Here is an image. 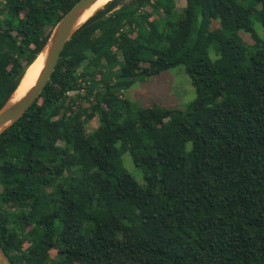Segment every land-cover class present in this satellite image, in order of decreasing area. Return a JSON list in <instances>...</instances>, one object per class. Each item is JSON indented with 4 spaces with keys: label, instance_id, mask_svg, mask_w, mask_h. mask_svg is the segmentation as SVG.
<instances>
[{
    "label": "trees",
    "instance_id": "1",
    "mask_svg": "<svg viewBox=\"0 0 264 264\" xmlns=\"http://www.w3.org/2000/svg\"><path fill=\"white\" fill-rule=\"evenodd\" d=\"M77 1L0 0V108ZM180 1H108L0 131L13 264H264V0ZM180 64L185 109L125 97Z\"/></svg>",
    "mask_w": 264,
    "mask_h": 264
},
{
    "label": "rangeland",
    "instance_id": "2",
    "mask_svg": "<svg viewBox=\"0 0 264 264\" xmlns=\"http://www.w3.org/2000/svg\"><path fill=\"white\" fill-rule=\"evenodd\" d=\"M108 1L110 0L100 3L96 11L102 8ZM177 1L180 9L183 8L181 1ZM254 28L259 35L264 37V27L259 22H255ZM240 34L241 37H243V43L253 42L251 33L240 31ZM55 88L58 89V86L56 85ZM124 95L127 99L140 106H150L154 103H159L168 108L185 109L188 103L196 97V90L189 74L185 71L184 65L180 64L151 75L144 80L135 81V83L125 90ZM97 125V118L91 120V127ZM123 157L127 168L138 180L142 181L141 170L135 166L130 154L126 152ZM153 229L158 231L157 226H153ZM50 253L52 257H55L57 255V250L52 248Z\"/></svg>",
    "mask_w": 264,
    "mask_h": 264
},
{
    "label": "water",
    "instance_id": "3",
    "mask_svg": "<svg viewBox=\"0 0 264 264\" xmlns=\"http://www.w3.org/2000/svg\"><path fill=\"white\" fill-rule=\"evenodd\" d=\"M94 1L95 0H78L60 18L53 32L51 33L48 43L44 48V50L46 51L45 62L38 75V78L19 101L11 105H7L9 99L17 89L18 87L17 86L14 92L12 93V95L10 96V98L0 108V131H2L11 123H13L15 120H17L40 94L45 84L50 79L59 60L61 51L64 48L67 40L76 31V29H78L87 20L86 19L83 23L76 26V22L79 16L82 14L84 9ZM0 264H13L8 254L2 248L1 245H0Z\"/></svg>",
    "mask_w": 264,
    "mask_h": 264
},
{
    "label": "bare ground",
    "instance_id": "4",
    "mask_svg": "<svg viewBox=\"0 0 264 264\" xmlns=\"http://www.w3.org/2000/svg\"><path fill=\"white\" fill-rule=\"evenodd\" d=\"M104 1L106 0H95L90 5H88L84 9L82 14L79 16L76 22V26H78L79 24L83 23L86 19H88L96 11L97 6ZM45 57H46V51L44 50L36 57L34 62L27 68L24 77L22 78L17 89L15 90L11 98L9 99L7 105H11L19 101L25 95V93L29 90V88L33 85V83L38 78V75L44 65Z\"/></svg>",
    "mask_w": 264,
    "mask_h": 264
}]
</instances>
